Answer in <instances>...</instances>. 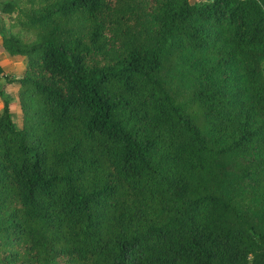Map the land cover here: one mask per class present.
<instances>
[{"label": "trees", "instance_id": "16d2710c", "mask_svg": "<svg viewBox=\"0 0 264 264\" xmlns=\"http://www.w3.org/2000/svg\"><path fill=\"white\" fill-rule=\"evenodd\" d=\"M0 38V264H264V0H0Z\"/></svg>", "mask_w": 264, "mask_h": 264}, {"label": "rangeland", "instance_id": "374dc122", "mask_svg": "<svg viewBox=\"0 0 264 264\" xmlns=\"http://www.w3.org/2000/svg\"><path fill=\"white\" fill-rule=\"evenodd\" d=\"M193 1H201V0H193ZM3 63V62H2ZM19 64L15 63L14 65H12L11 67H7L5 63H3V67H4V70H5V73L8 74V75H12V76H16V77H21L22 74H23V71L19 68L18 66ZM4 83V80H0V85H3ZM7 88V87H6ZM17 89L18 87L16 86H13V87H10V98L13 102V116H14V121L16 123V125L18 127L21 126V119H20V109L18 107V99H17ZM6 90V89H5ZM2 108H3V102L1 101L0 99V113L2 111Z\"/></svg>", "mask_w": 264, "mask_h": 264}, {"label": "crops", "instance_id": "0c3cea01", "mask_svg": "<svg viewBox=\"0 0 264 264\" xmlns=\"http://www.w3.org/2000/svg\"><path fill=\"white\" fill-rule=\"evenodd\" d=\"M6 64V66L9 68L11 67L12 65H14L15 63L19 64V68L24 72L25 71V62L23 60H20V59H17V58H13V57H10L3 49V46H2V39L0 38V64L3 66V63ZM13 86H16L18 87V84H13V85H10L6 88L5 92L6 94L10 95V87H13ZM19 88V87H18ZM18 90V89H17Z\"/></svg>", "mask_w": 264, "mask_h": 264}]
</instances>
